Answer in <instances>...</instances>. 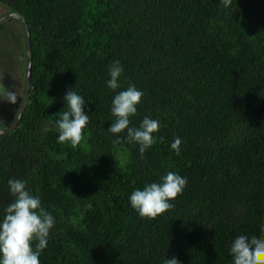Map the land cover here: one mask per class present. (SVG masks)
<instances>
[{"label":"trees","instance_id":"obj_1","mask_svg":"<svg viewBox=\"0 0 264 264\" xmlns=\"http://www.w3.org/2000/svg\"><path fill=\"white\" fill-rule=\"evenodd\" d=\"M0 5L33 51L0 264H264V0Z\"/></svg>","mask_w":264,"mask_h":264},{"label":"rangeland","instance_id":"obj_2","mask_svg":"<svg viewBox=\"0 0 264 264\" xmlns=\"http://www.w3.org/2000/svg\"><path fill=\"white\" fill-rule=\"evenodd\" d=\"M9 12L0 5V16ZM10 26V27H9ZM14 28L13 35L7 34L6 30L0 29V52L5 59L11 61L9 68L4 65L7 75H0V127L8 125L15 117L24 87V39L20 25L16 21L9 22L8 28ZM15 34V35H14Z\"/></svg>","mask_w":264,"mask_h":264},{"label":"water","instance_id":"obj_3","mask_svg":"<svg viewBox=\"0 0 264 264\" xmlns=\"http://www.w3.org/2000/svg\"><path fill=\"white\" fill-rule=\"evenodd\" d=\"M10 21H16L20 25L23 34L25 48L24 87L16 116L9 125L0 127V136L7 135L18 128L28 105L31 91L33 51L30 28L25 17L19 12L9 11L0 16V26Z\"/></svg>","mask_w":264,"mask_h":264},{"label":"flooded vegetation","instance_id":"obj_4","mask_svg":"<svg viewBox=\"0 0 264 264\" xmlns=\"http://www.w3.org/2000/svg\"><path fill=\"white\" fill-rule=\"evenodd\" d=\"M11 22V21H10ZM7 24H9V22L8 23H5V24H3V25H7ZM2 26V25H1ZM10 63H11V61H9L8 59L6 60L5 59V56L3 57L2 55H1V52H0V75L2 74V76L4 75V73H1V71L4 69V65H8V67H7V69L9 68V65H10ZM3 71H5V70H3ZM7 72H5V75H7L6 74ZM4 75V76H5ZM2 88V84L0 83V89ZM20 104V103H19ZM18 108H19V106H18ZM18 108H17V111H18ZM16 116V115H15ZM15 118V117H14ZM13 121V120H12ZM11 121V122H12ZM10 122V123H11ZM9 123V124H10ZM8 124V125H9ZM7 126V125H6Z\"/></svg>","mask_w":264,"mask_h":264}]
</instances>
